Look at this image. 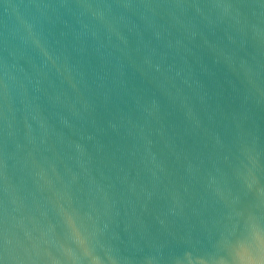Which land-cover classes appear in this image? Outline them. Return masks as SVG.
Listing matches in <instances>:
<instances>
[{
	"label": "water",
	"instance_id": "95a60500",
	"mask_svg": "<svg viewBox=\"0 0 264 264\" xmlns=\"http://www.w3.org/2000/svg\"><path fill=\"white\" fill-rule=\"evenodd\" d=\"M4 264H264V0H0Z\"/></svg>",
	"mask_w": 264,
	"mask_h": 264
},
{
	"label": "snow or ice",
	"instance_id": "6c2138e0",
	"mask_svg": "<svg viewBox=\"0 0 264 264\" xmlns=\"http://www.w3.org/2000/svg\"><path fill=\"white\" fill-rule=\"evenodd\" d=\"M0 264H4L3 260H0Z\"/></svg>",
	"mask_w": 264,
	"mask_h": 264
}]
</instances>
